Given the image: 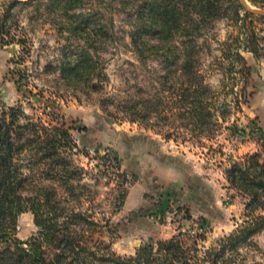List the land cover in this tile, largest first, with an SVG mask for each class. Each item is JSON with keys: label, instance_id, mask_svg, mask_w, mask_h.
<instances>
[{"label": "rangeland", "instance_id": "1", "mask_svg": "<svg viewBox=\"0 0 264 264\" xmlns=\"http://www.w3.org/2000/svg\"><path fill=\"white\" fill-rule=\"evenodd\" d=\"M120 1L82 0L79 10L101 19L89 33L90 46L73 43L70 48L79 52L88 47L97 69L94 82L101 80L98 91L68 87L61 80L59 66L67 42L53 29L42 3L12 9L7 25L15 42L0 45V113L20 105L34 122L71 129L79 151L87 153L73 159L86 171L83 183L89 194L85 195L93 199L84 208L91 209L102 227L94 239L110 243L118 256H131L140 247L188 231L203 233L205 241L199 248L207 249L246 220L245 199L229 187L224 171L231 161L247 154L264 155V57L257 62L242 53L252 70L245 100L240 111L232 106L214 138L198 142L180 133L166 139L158 134L160 128L183 129L185 121L130 123L121 112L123 103L133 100L143 110V102L160 91L158 77L163 72L159 61H141L135 55L128 36L130 13ZM134 1L143 5L145 0ZM243 1L248 8L264 12ZM3 4L0 14L5 11ZM253 14L256 18L248 23L264 39V16ZM104 24L112 35L109 40L102 36ZM237 35L231 23L221 20L200 41L203 73L214 89L221 80L213 65L218 43ZM20 41L28 54L22 52ZM36 231L30 213L18 218L17 239L27 240ZM252 241L255 248L240 250L236 264H264V231Z\"/></svg>", "mask_w": 264, "mask_h": 264}, {"label": "trees", "instance_id": "2", "mask_svg": "<svg viewBox=\"0 0 264 264\" xmlns=\"http://www.w3.org/2000/svg\"><path fill=\"white\" fill-rule=\"evenodd\" d=\"M245 1L264 10V0ZM38 3L51 17L57 34L61 38L65 35L67 45L62 49L59 66L63 83L98 91L101 80L94 82L97 69L88 47L79 52L70 49L73 43L90 46L89 33L101 20L99 15L79 11L82 0L4 3L1 6L5 11L0 14L1 47L15 42L7 25L12 9ZM102 4L108 7L104 1ZM120 4L130 13L128 36L135 55L141 61H159L163 72L158 77L160 91L153 100L143 102V110L134 100L123 103L124 119L130 123L184 120L183 129L170 126L160 128L158 134L170 139L181 133L198 142L214 138L232 106L240 111L241 100H245L252 70L242 53L250 54L257 62L264 57V39L248 23L256 16L239 0H145L143 5L121 0ZM221 20L231 23L238 35L218 43L213 65L221 80L219 88L214 89L203 73L200 41ZM102 27L106 30L102 36L111 39L108 26ZM20 42L22 52L28 54ZM207 53L210 55V48ZM106 108L104 104L105 112ZM79 153L87 156L79 151L71 129L64 125L34 122L20 105L0 113V264H236L239 251L255 248L252 239L264 231V155L252 153L231 161L224 171L229 187L245 199L246 220L237 230L207 249L199 248V243L205 241L203 233L188 231L140 247L131 256H118L110 243L94 239L102 227L91 209L84 208L93 199L85 195L89 194L83 183L86 171L73 159ZM24 213L33 216L37 231L22 241L16 233L17 220Z\"/></svg>", "mask_w": 264, "mask_h": 264}, {"label": "water", "instance_id": "3", "mask_svg": "<svg viewBox=\"0 0 264 264\" xmlns=\"http://www.w3.org/2000/svg\"><path fill=\"white\" fill-rule=\"evenodd\" d=\"M21 1H28V0H0V2H3V3H7V2H21ZM241 2V4L245 7V9L250 12V13H255V14H258V15H261V16H264V12H261V11H256V10H253L251 8H248L247 5L245 4V2L243 0H239Z\"/></svg>", "mask_w": 264, "mask_h": 264}]
</instances>
